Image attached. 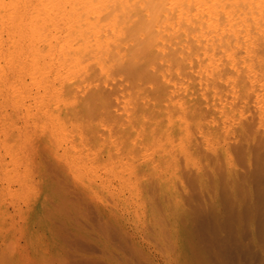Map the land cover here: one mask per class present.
I'll return each instance as SVG.
<instances>
[{
    "label": "bare ground",
    "instance_id": "bare-ground-1",
    "mask_svg": "<svg viewBox=\"0 0 264 264\" xmlns=\"http://www.w3.org/2000/svg\"><path fill=\"white\" fill-rule=\"evenodd\" d=\"M102 82L167 114L156 134L227 135L244 114L264 126V0H0V209L24 187L33 127L52 146L82 143L92 168L110 153L93 143L99 127L115 129L108 110L95 115ZM146 138L137 141H159Z\"/></svg>",
    "mask_w": 264,
    "mask_h": 264
},
{
    "label": "rangeland",
    "instance_id": "rangeland-1",
    "mask_svg": "<svg viewBox=\"0 0 264 264\" xmlns=\"http://www.w3.org/2000/svg\"><path fill=\"white\" fill-rule=\"evenodd\" d=\"M111 83L102 82L104 98L92 106L97 117L108 110L115 128L97 126L93 143L110 153L102 150L96 167L80 161L75 145L82 143L52 146L33 127L34 147H22L24 187L7 193L0 209V264H264L257 117L238 116L225 135L204 109L205 127L218 136L156 134L168 115L153 112L147 99L118 97ZM140 134L159 141L142 146Z\"/></svg>",
    "mask_w": 264,
    "mask_h": 264
}]
</instances>
